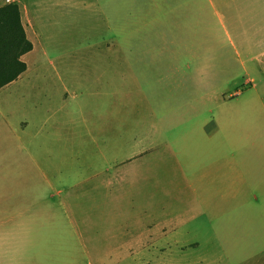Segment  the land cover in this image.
Masks as SVG:
<instances>
[{
  "label": "rangeland",
  "instance_id": "1",
  "mask_svg": "<svg viewBox=\"0 0 264 264\" xmlns=\"http://www.w3.org/2000/svg\"><path fill=\"white\" fill-rule=\"evenodd\" d=\"M123 1L30 12L0 96L22 264H264V70L245 83L207 0Z\"/></svg>",
  "mask_w": 264,
  "mask_h": 264
},
{
  "label": "crops",
  "instance_id": "2",
  "mask_svg": "<svg viewBox=\"0 0 264 264\" xmlns=\"http://www.w3.org/2000/svg\"><path fill=\"white\" fill-rule=\"evenodd\" d=\"M41 1L43 2V0H19L17 4L25 34L29 32V28L31 30L35 28L30 12H33ZM71 1L50 0V4L60 5ZM126 1L132 6L138 5L137 0ZM123 2V0H79L77 4L82 3L87 11L90 12L93 11V8H95L94 12H96V8H98L99 12L103 14L104 20H106L109 14L107 9L112 8V6H118L115 9L117 14L123 12ZM170 2L184 4V0H167V3ZM207 2L211 6L215 18L211 26V32H224L230 52L233 53L236 62L244 70L245 83L260 79L261 76L258 72L264 70V0H207ZM4 4L6 2L0 0V7ZM129 14L134 15L133 8L130 9ZM21 75L1 87L0 92L2 94L0 96L5 98L7 92L9 93L10 87L17 85L18 81H21ZM1 128L3 132L0 130V264H13L12 253L13 247L16 245L20 246L19 252H21V259H17L16 264H22V254L26 250L28 243L27 235L33 229L32 227L28 229L29 226L26 221L33 214H30L27 208H22L20 204L13 202L10 187L12 178V142L10 140H12V136L9 130H6V126L1 125ZM18 129L23 131L21 127ZM185 165L187 169L190 168L187 159H185ZM195 184V191L198 192L199 196L209 191L205 187L204 175L197 177ZM191 190L193 189L191 188ZM27 214H30V217ZM161 236H166V233L161 232Z\"/></svg>",
  "mask_w": 264,
  "mask_h": 264
},
{
  "label": "trees",
  "instance_id": "3",
  "mask_svg": "<svg viewBox=\"0 0 264 264\" xmlns=\"http://www.w3.org/2000/svg\"><path fill=\"white\" fill-rule=\"evenodd\" d=\"M32 48L27 39L16 3L0 7V88L17 79L25 70L21 56Z\"/></svg>",
  "mask_w": 264,
  "mask_h": 264
},
{
  "label": "built area",
  "instance_id": "4",
  "mask_svg": "<svg viewBox=\"0 0 264 264\" xmlns=\"http://www.w3.org/2000/svg\"><path fill=\"white\" fill-rule=\"evenodd\" d=\"M6 3H14L13 0H5Z\"/></svg>",
  "mask_w": 264,
  "mask_h": 264
}]
</instances>
